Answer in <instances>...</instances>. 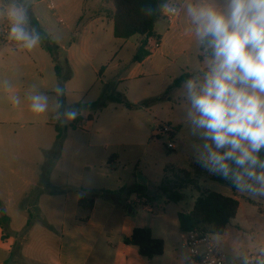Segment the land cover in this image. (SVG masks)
Listing matches in <instances>:
<instances>
[{
	"label": "rangeland",
	"instance_id": "1",
	"mask_svg": "<svg viewBox=\"0 0 264 264\" xmlns=\"http://www.w3.org/2000/svg\"><path fill=\"white\" fill-rule=\"evenodd\" d=\"M23 1L15 0L11 3L9 0H0V137L3 135L2 128L7 127L21 142L20 147L14 151L19 156L15 159L10 157L9 145L0 142V177L11 180L20 187L22 183L18 178L22 175L10 176L9 170L20 172L40 169L36 164L44 158L42 148L49 150L48 154L59 151L71 154V164L86 153L102 157L113 154L119 159V165L115 169L122 174V181L115 184L112 178L104 179L103 184L108 189L120 188L128 184L134 173L148 181L146 197L140 196L141 193L136 191L126 193L123 201L128 203L127 211H131L138 226L149 225L152 228L153 237L159 238L160 229L171 235L178 234L177 213L189 211L199 192L211 191L224 196H236L239 202L237 213L228 222L224 232L221 235L210 234L215 244L225 255L235 252L238 256L264 255V195L247 190H232L225 183L213 181L204 175V168L196 162V146L201 141L193 134L187 117L189 105L184 85L193 77L202 78L213 56L200 51L197 42H188L186 33L180 35L183 30L169 31L160 49L162 54L151 56L135 77L119 81L116 68L105 77L108 82L105 89L93 74L88 79L74 76L69 84V93L63 97L60 107L54 100L55 94L47 92L56 83L53 64L47 51L39 42L28 50L10 38L12 21L9 12L13 6L18 8L17 5L23 4ZM33 1L37 0H28ZM50 1L54 6L52 10L47 8V0L38 1L34 10L44 19L51 40L66 47L73 40L72 31H76L78 40L83 26L94 25L96 16L92 14V10L98 9L102 4L100 0ZM206 3L220 9L225 7V0H207ZM178 4L174 6L176 9ZM66 8L68 12L64 10ZM72 10L74 11L71 12ZM189 18L190 27H196L191 16ZM67 23L71 26L69 30L64 29ZM155 23L159 30V20ZM5 26L6 33L3 32ZM103 36L109 38L112 34L109 35L108 32ZM6 40H10L12 45H8ZM181 48L185 52L177 54ZM90 52L93 53L91 59L95 64L103 57V52L94 54L93 48ZM130 60L132 59H126L120 65L128 67ZM185 66L187 70L184 69ZM183 72L190 77L173 85V81ZM124 73L125 76L132 74L128 68ZM96 88L117 97L119 101H107L100 109H79L76 115L83 118V123L88 122V115L92 118V123L88 130L73 128L72 120L62 113L77 103H89L106 96L99 93L95 95ZM33 93L49 98L46 112L36 114L31 111L29 97ZM13 96L19 98L18 105L12 103ZM54 111L55 116L59 117L56 121L61 123L62 138L59 143L54 138V128L41 124ZM164 126L172 129L168 140L173 142L174 149L166 148L165 134L154 135V131H160ZM61 168L64 167L61 165ZM97 169L104 175L110 176L113 173L108 170L105 161ZM182 171H188L189 176L183 175ZM161 187L175 189L180 195L179 200L168 201ZM144 206H150V211L145 210ZM174 248L177 249L175 253L179 260H188V253L179 239L174 240ZM165 257H171L170 247L167 248ZM149 264H159V256L152 257Z\"/></svg>",
	"mask_w": 264,
	"mask_h": 264
},
{
	"label": "crops",
	"instance_id": "2",
	"mask_svg": "<svg viewBox=\"0 0 264 264\" xmlns=\"http://www.w3.org/2000/svg\"><path fill=\"white\" fill-rule=\"evenodd\" d=\"M38 1L40 0L33 2L24 0L18 8L28 7L29 13L52 41L51 34L44 24V19L34 10ZM47 2V8L52 10L54 6L51 1L47 0ZM206 2L207 0H161L162 7L179 4L177 5L178 13L173 23L168 24L160 13L158 18L159 30L154 25L153 32L159 41V50L151 52L152 43L147 40L145 49L148 55L140 62L130 60L128 67H122L120 64L128 58L132 59L145 36L136 34L126 39L115 38L112 32L111 15L113 8L111 2L110 0H100L102 4L99 5V8L92 10V14L96 16L93 20L94 25L83 26L78 40H76V31H72L73 40L67 47L52 41L64 50L72 71L71 78L64 84V98L69 93V84L74 76L88 79L93 74L101 86H105V89L108 85L105 77L116 68H118L116 71L117 80L132 79L151 56L162 54L160 49L169 31L183 30L184 32L180 35L186 33L188 42H197L199 49L201 38L197 35L196 27H190V16L187 8L193 3ZM59 5L61 6V2ZM92 5L94 6V2ZM64 10L69 11L67 8ZM80 19L81 17L78 18V20ZM104 21L106 23H103ZM64 29H71L70 24H65ZM108 32L109 35L112 34V37L103 36L104 33ZM6 43L12 45L10 40H6ZM90 47L94 49V54L103 52V57L97 64L91 59L93 53L91 54ZM184 52V48H181L177 54ZM127 68L132 74L125 76L124 71ZM184 69L187 70L186 66ZM55 85L47 92L52 93ZM96 93L107 95V92L97 90V88L95 95ZM54 100H56L55 95ZM79 117L80 120L74 128L88 130L92 118L84 124L83 118L80 115ZM57 118L59 117L55 116L54 111L50 118L46 117L41 124L50 125L54 128ZM54 133H56L55 130ZM1 134L3 135L0 137V142L9 145L8 149L12 152V154L10 152V157L12 159L19 158L14 153L20 147L19 138L14 137L15 133L7 127L2 128ZM41 150H43L44 158L36 164L40 169H26L20 172L14 169L9 170L10 176L22 175L18 178L22 183L20 187L11 180H3L0 177V201L9 217V223L5 230L2 231L0 228V264H149L151 258L138 255L135 248L123 241L124 238L131 236L133 228L138 224L131 215V211H127V205L123 201L126 196L125 193L118 192L122 187L125 189L136 187L137 192L141 193L140 196L146 197V183L148 181L141 175L134 173L132 178H129L127 185L108 189L103 184L104 179L112 178L115 184L122 181V174L115 169L119 165V159L113 154L102 157L86 153L79 160L76 159L74 164H71V154H65L61 151L48 154L49 150L43 148ZM103 161H105L108 170L113 171L110 176L104 175L97 169ZM61 165L64 167L63 169ZM80 188L87 191L110 190L113 193H106L96 198L90 210H81L77 206ZM233 198L237 200L236 196ZM143 208L147 210L145 207ZM29 214H32L33 218L26 232L22 233ZM140 226L149 227L152 234V228L149 225ZM180 233L178 231V234L171 235L166 230H159L158 237L164 242V252L159 256V264H193L189 255L188 260L184 261L179 260L176 256L175 250L177 249L174 248V240H180ZM168 247L171 250L170 258L165 257ZM226 256L228 264H240L243 257V255L238 256L236 252L231 255L226 254ZM261 256L264 258V255Z\"/></svg>",
	"mask_w": 264,
	"mask_h": 264
},
{
	"label": "clouds",
	"instance_id": "3",
	"mask_svg": "<svg viewBox=\"0 0 264 264\" xmlns=\"http://www.w3.org/2000/svg\"><path fill=\"white\" fill-rule=\"evenodd\" d=\"M187 12L213 53L203 77L184 85L187 117L201 141L196 162L237 190L264 195V0H225L223 9L193 3ZM9 16L10 38L31 50L39 37L27 30L26 11L13 6ZM29 100L33 113L48 110L47 96L33 93ZM62 115L73 120L76 110Z\"/></svg>",
	"mask_w": 264,
	"mask_h": 264
},
{
	"label": "trees",
	"instance_id": "4",
	"mask_svg": "<svg viewBox=\"0 0 264 264\" xmlns=\"http://www.w3.org/2000/svg\"><path fill=\"white\" fill-rule=\"evenodd\" d=\"M110 2L113 8L111 20L112 32L115 38L126 39L136 34L145 36V39L140 43L132 57L133 62H140L148 55V52L145 49L148 38L158 40L154 35L153 29L156 20L159 18L162 7L161 0H110ZM23 9L26 11L29 25L33 32L42 39V46L49 54L53 63V70L57 83L56 89L53 93L56 96L57 103L61 107L64 97V84L71 78L72 74L65 52L62 48L50 41L46 32L40 28L38 22L29 13L28 7H24ZM199 49L200 51H204L206 55L213 56L208 39H200ZM189 77V74L183 73L176 78L172 84L178 85ZM57 89H61L62 92H57ZM107 101L116 102L119 101V99L113 95H106L93 102L77 103L73 105L71 109H75L76 111L86 107L100 109L105 106ZM87 119H91L89 115L87 116ZM79 120V115H76L75 119L72 120L73 128ZM54 130L56 132V142L59 143L62 138L61 123L59 121L54 123ZM261 157L264 158V151H262ZM202 172L209 179L219 183H225L229 185L232 190H237L230 181H226L218 175L211 174L205 169H203ZM182 173L183 175L189 176L188 171H182ZM161 190L166 194L168 201L176 202L179 200L180 195L175 189L170 190L161 187ZM136 191V187L127 189L122 187L118 190V192H124L125 194H131ZM106 193L113 192L102 189L87 191L80 188L77 206L81 210H90L93 206L94 200ZM125 204L128 205L126 202ZM237 209L238 201L233 197L224 196L211 191L199 192L194 200L192 208L188 212L177 213L178 229L180 232L194 230L200 233L221 235L228 222L235 217ZM32 218V214H29L22 233L26 232L30 226ZM8 223L9 217L0 201V228L2 231L5 230ZM123 241L135 248L138 255L146 258L160 256L164 252L163 240L153 237L149 227L135 226L132 230L131 236L129 238H124Z\"/></svg>",
	"mask_w": 264,
	"mask_h": 264
},
{
	"label": "built area",
	"instance_id": "5",
	"mask_svg": "<svg viewBox=\"0 0 264 264\" xmlns=\"http://www.w3.org/2000/svg\"><path fill=\"white\" fill-rule=\"evenodd\" d=\"M174 10V11H172ZM160 13L163 19L171 24L175 21L177 16V9L174 6H164L161 8ZM4 33L7 32V26L4 27ZM148 41L152 43L151 52L159 50V41L154 38H148ZM165 134L167 136L166 148L174 149L172 141L168 140L172 134V129L168 126H164L154 131V135ZM145 201V199H144ZM150 211V206H144ZM180 244L186 249L189 258L193 264H228L227 256L211 239L210 234L200 233L198 231H183L180 233ZM261 260H264L261 255H246L240 260V264H259Z\"/></svg>",
	"mask_w": 264,
	"mask_h": 264
},
{
	"label": "water",
	"instance_id": "6",
	"mask_svg": "<svg viewBox=\"0 0 264 264\" xmlns=\"http://www.w3.org/2000/svg\"><path fill=\"white\" fill-rule=\"evenodd\" d=\"M11 3H13L15 0H9ZM17 7H18V5H17ZM26 28H27V30L30 32V33H34L33 32V30H32V28H31V26L29 25V22H28V20H27V24H26ZM41 45H43V41H42V39L39 37V41H38Z\"/></svg>",
	"mask_w": 264,
	"mask_h": 264
}]
</instances>
